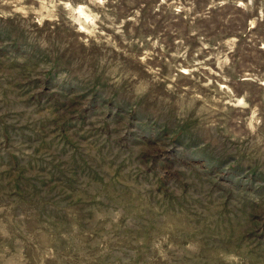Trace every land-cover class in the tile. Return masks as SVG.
<instances>
[{
    "label": "rangeland",
    "instance_id": "374dc122",
    "mask_svg": "<svg viewBox=\"0 0 264 264\" xmlns=\"http://www.w3.org/2000/svg\"><path fill=\"white\" fill-rule=\"evenodd\" d=\"M0 264H264V0H0Z\"/></svg>",
    "mask_w": 264,
    "mask_h": 264
}]
</instances>
